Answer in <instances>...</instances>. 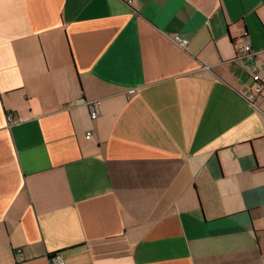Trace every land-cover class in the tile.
I'll return each mask as SVG.
<instances>
[{"label":"crops","instance_id":"obj_1","mask_svg":"<svg viewBox=\"0 0 264 264\" xmlns=\"http://www.w3.org/2000/svg\"><path fill=\"white\" fill-rule=\"evenodd\" d=\"M55 253L264 264V0H0V264Z\"/></svg>","mask_w":264,"mask_h":264},{"label":"built area","instance_id":"obj_2","mask_svg":"<svg viewBox=\"0 0 264 264\" xmlns=\"http://www.w3.org/2000/svg\"><path fill=\"white\" fill-rule=\"evenodd\" d=\"M179 47L183 48L186 45V41L181 40L177 43ZM241 52L243 56H248L251 54V45L250 42L246 39H243L241 41ZM242 56V57H243ZM248 74L251 76L254 83H256V86L254 88V94H259L261 91V86L259 84V77L256 74V69L253 66L248 67ZM89 118L94 121L98 117V111H99V105L98 103H88L86 104ZM6 122L9 125L17 124L20 121L18 119H14L12 114H7L5 116ZM91 136V133L86 134V139H89ZM19 253V251H18ZM49 264H64V257L62 254H52L49 256Z\"/></svg>","mask_w":264,"mask_h":264},{"label":"trees","instance_id":"obj_3","mask_svg":"<svg viewBox=\"0 0 264 264\" xmlns=\"http://www.w3.org/2000/svg\"><path fill=\"white\" fill-rule=\"evenodd\" d=\"M55 254H59V253H55ZM61 254V253H60ZM51 256V255H50Z\"/></svg>","mask_w":264,"mask_h":264}]
</instances>
